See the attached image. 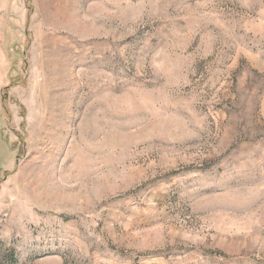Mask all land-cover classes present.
<instances>
[{
  "label": "rangeland",
  "instance_id": "374dc122",
  "mask_svg": "<svg viewBox=\"0 0 264 264\" xmlns=\"http://www.w3.org/2000/svg\"><path fill=\"white\" fill-rule=\"evenodd\" d=\"M264 264V0H0V264Z\"/></svg>",
  "mask_w": 264,
  "mask_h": 264
},
{
  "label": "trees",
  "instance_id": "16d2710c",
  "mask_svg": "<svg viewBox=\"0 0 264 264\" xmlns=\"http://www.w3.org/2000/svg\"><path fill=\"white\" fill-rule=\"evenodd\" d=\"M7 261H8L9 264H17V261H16V259L14 257L13 252H10V254L7 257Z\"/></svg>",
  "mask_w": 264,
  "mask_h": 264
}]
</instances>
